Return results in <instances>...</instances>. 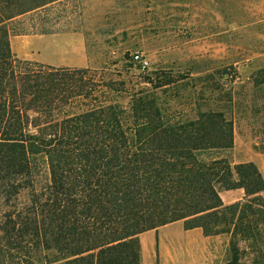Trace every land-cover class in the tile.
I'll use <instances>...</instances> for the list:
<instances>
[{"label":"trees","instance_id":"obj_1","mask_svg":"<svg viewBox=\"0 0 264 264\" xmlns=\"http://www.w3.org/2000/svg\"><path fill=\"white\" fill-rule=\"evenodd\" d=\"M54 1L0 0V264H141L139 235L179 221L227 235L223 264H264V179L220 156L233 147L230 107L176 111L172 87L187 77L173 71L142 69L130 91L16 59L5 22ZM254 83L264 89V68ZM234 190L243 199L224 205Z\"/></svg>","mask_w":264,"mask_h":264},{"label":"rangeland","instance_id":"obj_2","mask_svg":"<svg viewBox=\"0 0 264 264\" xmlns=\"http://www.w3.org/2000/svg\"><path fill=\"white\" fill-rule=\"evenodd\" d=\"M5 26L16 59L95 70L125 81L130 91L143 86L145 72L138 63L130 68L126 55H141L148 72L183 74L187 79L172 87L170 106L192 115L197 105L229 106L233 147L220 156L233 165L255 164L264 179V89L254 83L264 68V0H57ZM47 182L43 168L36 184ZM243 196L242 190L220 192L224 205ZM28 200L25 192L16 204ZM139 241L141 264H223L229 237L185 231L179 221L143 233Z\"/></svg>","mask_w":264,"mask_h":264},{"label":"built area","instance_id":"obj_3","mask_svg":"<svg viewBox=\"0 0 264 264\" xmlns=\"http://www.w3.org/2000/svg\"><path fill=\"white\" fill-rule=\"evenodd\" d=\"M133 60L137 62L142 69H145L148 65V62L142 58L141 55L135 54L133 55Z\"/></svg>","mask_w":264,"mask_h":264}]
</instances>
